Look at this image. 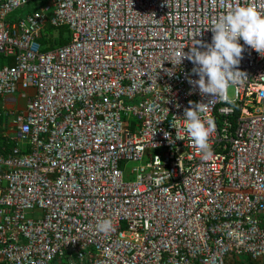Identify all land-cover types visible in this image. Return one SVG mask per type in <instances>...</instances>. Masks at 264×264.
Wrapping results in <instances>:
<instances>
[{
	"label": "built area",
	"instance_id": "obj_1",
	"mask_svg": "<svg viewBox=\"0 0 264 264\" xmlns=\"http://www.w3.org/2000/svg\"><path fill=\"white\" fill-rule=\"evenodd\" d=\"M238 3L264 11L0 0V97L30 90L0 109V264H264V56L239 41L248 80L233 104L201 95L189 60L172 64ZM196 103L215 123L207 158L176 139Z\"/></svg>",
	"mask_w": 264,
	"mask_h": 264
},
{
	"label": "clouds",
	"instance_id": "obj_2",
	"mask_svg": "<svg viewBox=\"0 0 264 264\" xmlns=\"http://www.w3.org/2000/svg\"><path fill=\"white\" fill-rule=\"evenodd\" d=\"M209 28L213 33L210 44L196 39L201 31L193 32L190 37V50L184 52L182 49L185 45L181 47L175 55V63H171L178 66L184 59L189 60L195 66L193 73L199 78L195 81L189 79L188 82L198 86L201 95L211 96V100L233 104L234 101L229 96L230 86L238 88L248 80L247 74L239 68L245 51L239 41L242 39L244 45L264 56V11L252 4L238 3L227 8ZM197 45L205 47L206 50H199ZM166 71L170 76L173 74V70ZM202 104L196 103L185 108V136H177L176 139H189L193 147L207 158L212 155L209 140L216 129L212 119L202 118ZM172 126L175 128V125ZM165 136L169 139L168 135ZM97 230L109 235L114 230L112 220L104 219L97 225Z\"/></svg>",
	"mask_w": 264,
	"mask_h": 264
},
{
	"label": "crops",
	"instance_id": "obj_3",
	"mask_svg": "<svg viewBox=\"0 0 264 264\" xmlns=\"http://www.w3.org/2000/svg\"><path fill=\"white\" fill-rule=\"evenodd\" d=\"M26 8H22L19 10V14L24 12ZM28 93H30V90L28 91H24V92H19L17 93L14 97H15V103H11L8 100V98L6 97H0V109H2V107H15L17 109H22L25 105V101H26V97L28 95Z\"/></svg>",
	"mask_w": 264,
	"mask_h": 264
},
{
	"label": "trees",
	"instance_id": "obj_4",
	"mask_svg": "<svg viewBox=\"0 0 264 264\" xmlns=\"http://www.w3.org/2000/svg\"><path fill=\"white\" fill-rule=\"evenodd\" d=\"M29 8H26L25 10H28ZM48 29H49V27H48ZM61 31H63V29H61ZM66 42V38H59V40H58V43L59 44H63V43H65ZM1 56V55H0ZM2 57V56H1ZM3 61H4V59H3V57L1 58V61H0V63H3Z\"/></svg>",
	"mask_w": 264,
	"mask_h": 264
},
{
	"label": "rangeland",
	"instance_id": "obj_5",
	"mask_svg": "<svg viewBox=\"0 0 264 264\" xmlns=\"http://www.w3.org/2000/svg\"><path fill=\"white\" fill-rule=\"evenodd\" d=\"M1 58H2V57L0 56V61H1ZM3 59H4V58H3ZM232 95H233V89L230 87V88H229V96H232Z\"/></svg>",
	"mask_w": 264,
	"mask_h": 264
}]
</instances>
